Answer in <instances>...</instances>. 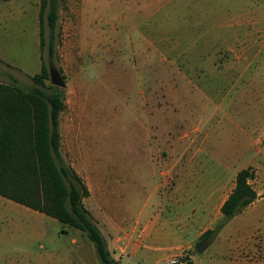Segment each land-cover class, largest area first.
Returning <instances> with one entry per match:
<instances>
[{"label":"rangeland","instance_id":"rangeland-1","mask_svg":"<svg viewBox=\"0 0 264 264\" xmlns=\"http://www.w3.org/2000/svg\"><path fill=\"white\" fill-rule=\"evenodd\" d=\"M39 8L0 0V56L17 68L1 84L31 90L40 62L60 76V153L111 257L264 264V0H58L52 60ZM246 168L258 198L202 241L219 211L174 200V181L229 187ZM0 264L101 263L85 233L0 197Z\"/></svg>","mask_w":264,"mask_h":264},{"label":"trees","instance_id":"trees-1","mask_svg":"<svg viewBox=\"0 0 264 264\" xmlns=\"http://www.w3.org/2000/svg\"><path fill=\"white\" fill-rule=\"evenodd\" d=\"M58 0H40L39 49L44 45L43 21L47 22V55L54 56V29ZM42 59V57L40 56ZM48 67L31 77L34 88L22 91L0 83V197L55 219L85 233L101 264H120L83 206L89 191L82 178L64 162L60 153L59 117L64 109V90L47 86ZM251 168L239 170L234 187L219 208L220 219L205 230V241L256 199L250 185ZM169 264H184L182 259Z\"/></svg>","mask_w":264,"mask_h":264},{"label":"crops","instance_id":"crops-1","mask_svg":"<svg viewBox=\"0 0 264 264\" xmlns=\"http://www.w3.org/2000/svg\"><path fill=\"white\" fill-rule=\"evenodd\" d=\"M2 1H7V0H2ZM249 18H256V15H254V13H251L249 16H247L246 19ZM246 22H250V20ZM237 23H242V22L237 21ZM38 47H39V43H38ZM39 60L41 61L40 55H39ZM15 70H17V68L13 67V63L5 60L0 56V83L4 79L13 80ZM205 184L206 183L203 182L202 178L193 177L190 175L181 176L180 178L175 180L172 185L171 188L172 198L176 200L175 198H177L178 196L179 198H181L180 200L181 204L183 202H185V204L186 202H191L190 200H192V198H197V197L200 200V202H205L207 199H210L213 201L212 203L213 207H215L219 211L221 204L224 202V200L227 198L228 194L231 192L232 188L234 187V182H232L229 187H226V185L223 186L221 181H219L218 183L214 181L213 183H208L209 186ZM254 191L256 193L257 196L256 199H257L258 192L255 189ZM171 202H173V200H171Z\"/></svg>","mask_w":264,"mask_h":264},{"label":"water","instance_id":"water-1","mask_svg":"<svg viewBox=\"0 0 264 264\" xmlns=\"http://www.w3.org/2000/svg\"><path fill=\"white\" fill-rule=\"evenodd\" d=\"M48 74H49V78L51 83L55 86V87H62L63 86V82L60 79V76L58 75V73L56 71L53 70H48ZM207 244H201L196 248V252H201L202 250H204L206 248Z\"/></svg>","mask_w":264,"mask_h":264}]
</instances>
